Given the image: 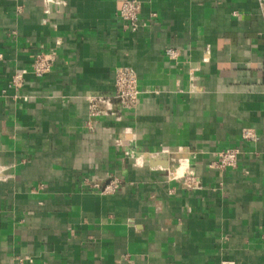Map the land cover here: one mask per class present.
<instances>
[{"label":"crops","instance_id":"crops-1","mask_svg":"<svg viewBox=\"0 0 264 264\" xmlns=\"http://www.w3.org/2000/svg\"><path fill=\"white\" fill-rule=\"evenodd\" d=\"M123 1L0 0V264H264L258 0H138L135 31ZM37 51L50 71L14 88ZM120 66L133 108L113 98ZM228 147L236 166L216 167Z\"/></svg>","mask_w":264,"mask_h":264},{"label":"built area","instance_id":"built-area-1","mask_svg":"<svg viewBox=\"0 0 264 264\" xmlns=\"http://www.w3.org/2000/svg\"><path fill=\"white\" fill-rule=\"evenodd\" d=\"M258 5L261 13V17L264 22V0H258ZM140 2L138 0H124L119 12L118 17L122 21L124 27L130 30H136L140 26L139 12ZM165 53L174 58L177 52L174 49L167 48ZM54 52L37 51L34 54L33 61L30 68H20L14 71L11 76V85L14 88L22 87L25 76L28 73L40 77L48 73L52 67L54 61ZM114 88L115 92L113 98L116 100L117 105L122 108H133L139 99V89L137 83L136 71L129 66L116 67L114 70ZM113 98L104 96H90L89 108L91 115L106 114L107 112L114 113L112 111ZM102 105L100 107L99 105ZM242 137L248 140H255L257 135L247 129L242 132ZM240 149L238 147L223 148L216 152L215 166L221 169L227 167H235L238 160ZM176 175V174H175ZM182 175H176V177H182ZM192 174H188L184 180H187V186H192L194 179L191 178ZM193 184V185H194ZM97 185V184H95ZM117 187L116 180H110L102 187L103 192H111Z\"/></svg>","mask_w":264,"mask_h":264},{"label":"bare ground","instance_id":"bare-ground-1","mask_svg":"<svg viewBox=\"0 0 264 264\" xmlns=\"http://www.w3.org/2000/svg\"><path fill=\"white\" fill-rule=\"evenodd\" d=\"M180 169V168H179Z\"/></svg>","mask_w":264,"mask_h":264}]
</instances>
